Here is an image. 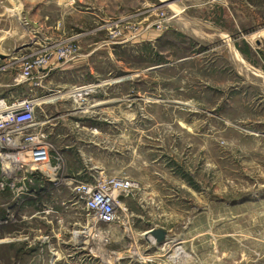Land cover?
Here are the masks:
<instances>
[{"label": "rangeland", "instance_id": "rangeland-1", "mask_svg": "<svg viewBox=\"0 0 264 264\" xmlns=\"http://www.w3.org/2000/svg\"><path fill=\"white\" fill-rule=\"evenodd\" d=\"M0 55L52 174L0 158V264H264V0H0ZM105 178L139 186L114 224L73 190Z\"/></svg>", "mask_w": 264, "mask_h": 264}, {"label": "built area", "instance_id": "built-area-1", "mask_svg": "<svg viewBox=\"0 0 264 264\" xmlns=\"http://www.w3.org/2000/svg\"><path fill=\"white\" fill-rule=\"evenodd\" d=\"M74 53L72 50L59 49L55 53V61L48 56L38 57L23 66L16 84L32 80L34 72H39L43 79L52 70L50 63L56 62L54 66L56 68L71 62L74 59ZM89 88H77L70 92V95L79 98L86 96L91 92ZM45 103L43 99L9 101L0 98V158L4 161L20 163V167L22 169L26 167L30 174L38 171L52 176L48 132L50 121L44 120L38 123L35 118L36 110ZM47 170L49 171L46 172ZM138 187L136 183L128 180L105 178L94 184L77 183L73 190L97 222L114 224L119 219L118 211L122 207L119 195H128Z\"/></svg>", "mask_w": 264, "mask_h": 264}, {"label": "water", "instance_id": "water-1", "mask_svg": "<svg viewBox=\"0 0 264 264\" xmlns=\"http://www.w3.org/2000/svg\"><path fill=\"white\" fill-rule=\"evenodd\" d=\"M145 235H148L151 238H153V240L157 244L163 243L167 238V232L163 229H152L149 232H147Z\"/></svg>", "mask_w": 264, "mask_h": 264}, {"label": "bare ground", "instance_id": "bare-ground-1", "mask_svg": "<svg viewBox=\"0 0 264 264\" xmlns=\"http://www.w3.org/2000/svg\"><path fill=\"white\" fill-rule=\"evenodd\" d=\"M78 237V236H77ZM84 237V236H83ZM83 239H85V238H83ZM153 239V238H152ZM151 241V240H150ZM152 242V241H151Z\"/></svg>", "mask_w": 264, "mask_h": 264}, {"label": "crops", "instance_id": "crops-1", "mask_svg": "<svg viewBox=\"0 0 264 264\" xmlns=\"http://www.w3.org/2000/svg\"><path fill=\"white\" fill-rule=\"evenodd\" d=\"M95 1V0H94ZM0 57L2 58V55H0ZM45 105V104H44Z\"/></svg>", "mask_w": 264, "mask_h": 264}]
</instances>
